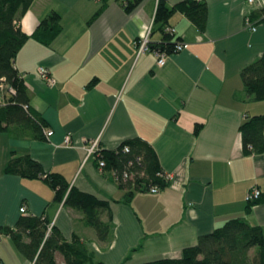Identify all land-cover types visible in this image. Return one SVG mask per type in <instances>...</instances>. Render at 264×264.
I'll use <instances>...</instances> for the list:
<instances>
[{"label": "crops", "instance_id": "0c3cea01", "mask_svg": "<svg viewBox=\"0 0 264 264\" xmlns=\"http://www.w3.org/2000/svg\"><path fill=\"white\" fill-rule=\"evenodd\" d=\"M166 1L173 6L184 0ZM205 1L203 31L184 13L170 19L185 49L159 66L151 52L138 56L136 46L154 24L159 0H144L130 13L120 0H34L18 23L22 31L32 35L53 11L61 15L62 31L50 45L28 39L15 67L30 106L53 134L37 140L18 125L0 131V227H16L26 206L29 214L48 216L66 239L79 235L103 264L180 257L232 219L264 230V203L246 212L249 191L264 193V155H247L241 133L246 116L264 115V101L247 94L242 78L264 53V22L257 32L245 28L246 16L264 0ZM162 40V33H151L153 44ZM41 67L54 86L41 79ZM69 134L73 148L64 146ZM97 138L106 150L130 139L146 141L173 176L169 186L157 194L136 193L126 204L114 173L101 169L95 157L84 162L83 140ZM23 156L109 201V240L98 241L80 212L55 204L47 182L5 172L8 162ZM0 263L34 260L2 237Z\"/></svg>", "mask_w": 264, "mask_h": 264}, {"label": "trees", "instance_id": "16d2710c", "mask_svg": "<svg viewBox=\"0 0 264 264\" xmlns=\"http://www.w3.org/2000/svg\"><path fill=\"white\" fill-rule=\"evenodd\" d=\"M127 12H132L144 0H120ZM34 0H0V131L9 125H18L24 132L31 133L37 140H48L46 122L30 106V96L22 74L15 67V59L24 43L32 38L50 45L62 31L61 15L51 12L39 24L32 35L25 34L18 26ZM177 12L184 13L200 31L206 24L208 6L205 0H184L169 5L159 0L152 32L163 35L161 43L151 48L168 55L176 54L180 43L167 28ZM247 16L258 24L264 22V7ZM245 91L256 101H264V53L254 63L242 70ZM10 88L14 92H10ZM4 123L6 125H4ZM201 126H197L196 133ZM244 150L247 155L264 153V115L246 116L241 126ZM125 147L129 151H125ZM96 160L104 162V170L114 173L120 187L126 191L124 202L130 205L136 193H148L152 187L165 190L170 181L165 176L155 150L140 138L124 141L115 150L99 149ZM7 174L28 179H40L54 191V203L76 210L82 214V222L92 228L98 241L107 242L111 235L110 202L97 196L79 191L70 186L58 173H46L42 166L30 156L11 160L5 167ZM128 175V177H125ZM264 203V193L249 201L246 212ZM108 213V221L104 213ZM10 237L17 248L34 264H103L95 261V255L86 242L77 234L68 240L59 227L52 224L48 216L24 214L16 227H0V239ZM136 250V249H134ZM62 261L59 262L58 258ZM122 264H128L126 259ZM142 264H264V230L250 225L245 219H232L213 232L201 236L195 246L183 250L177 258H162Z\"/></svg>", "mask_w": 264, "mask_h": 264}, {"label": "built area", "instance_id": "2783aa9c", "mask_svg": "<svg viewBox=\"0 0 264 264\" xmlns=\"http://www.w3.org/2000/svg\"><path fill=\"white\" fill-rule=\"evenodd\" d=\"M248 2L250 4H254L255 0H248ZM261 7H264V6H261ZM259 7V8H261ZM153 26L154 24L151 25L150 27V30L148 32V34L143 38L141 39L140 41L137 42L136 46H137V53H138V56L144 54V53H148V52H151L153 53L157 59H158V65L159 66H164L167 62V59L170 55H168L167 53H163L162 51L160 50H156V49H153L151 48V45L153 44L152 41H151V33H152V30H153ZM258 22H253L250 20V17L249 16H246L245 18V28L250 30L251 32H257L258 30ZM167 30L171 33V34H176V30L175 28L173 27H168ZM185 49V45L180 42L176 45V51L177 53L179 52H182L183 50ZM38 74L39 76L41 77V79H43L44 81H46L50 86H54L55 85V79L52 78V76L50 75V73L48 72V70L44 67H41L38 71ZM4 86H0V89L3 90ZM10 92H14V90L12 88H10ZM3 105V100L2 98H0V106ZM53 132L52 130L48 129L46 130L45 132V135L47 137V139L49 140L50 137L52 136ZM84 150H85V153H86V156H85V159H84V162H86L88 159H91V158H96V153L99 151V149L101 148V140L100 138H97V139H92V140H88V139H84ZM64 146L66 148H73V143H72V136L69 134L66 136L65 140H64ZM125 151L128 152L129 151V148L128 147H125ZM252 155H255V153H253ZM264 155V153H263ZM105 166L104 162L100 161L99 162V167L101 169H103ZM165 176L166 178L171 181L173 176L166 173L165 172ZM125 177H128V175H125ZM161 192V190L158 188V187H152L148 193H152V194H157ZM261 196V191L258 189V188H252L248 195H247V201H254L256 199H258L259 197ZM23 214H26L27 213V208L26 206H23L20 210ZM1 264V263H0Z\"/></svg>", "mask_w": 264, "mask_h": 264}, {"label": "rangeland", "instance_id": "374dc122", "mask_svg": "<svg viewBox=\"0 0 264 264\" xmlns=\"http://www.w3.org/2000/svg\"><path fill=\"white\" fill-rule=\"evenodd\" d=\"M83 142H84V141H83ZM20 210H21V209H20ZM21 213H22V212H21ZM22 214H23V213H22ZM61 260H62V259H61V257L59 256L58 261L61 262Z\"/></svg>", "mask_w": 264, "mask_h": 264}]
</instances>
